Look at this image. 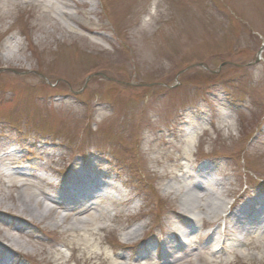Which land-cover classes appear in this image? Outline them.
I'll return each instance as SVG.
<instances>
[{
	"label": "rangeland",
	"instance_id": "374dc122",
	"mask_svg": "<svg viewBox=\"0 0 264 264\" xmlns=\"http://www.w3.org/2000/svg\"><path fill=\"white\" fill-rule=\"evenodd\" d=\"M51 2L0 0V247L157 264L138 248L174 228L173 264H264V0ZM195 182L224 208L185 213Z\"/></svg>",
	"mask_w": 264,
	"mask_h": 264
},
{
	"label": "bare ground",
	"instance_id": "6f19581e",
	"mask_svg": "<svg viewBox=\"0 0 264 264\" xmlns=\"http://www.w3.org/2000/svg\"><path fill=\"white\" fill-rule=\"evenodd\" d=\"M45 1H46V4L48 6H49V4H52L51 0H45ZM65 6L69 7L66 4H65ZM55 9L59 10V15L61 16V18H63V16H67V17L72 18V16H73L71 13L64 11L65 7L63 9L60 6L56 5ZM64 21L68 24L66 19H64ZM172 187H173V185H172ZM82 188L84 189L83 191L85 192L88 189H90L91 187L90 188H84L82 186ZM176 188H178V187H176ZM185 188H186V190L182 195V201L184 203L183 204V211L185 213L189 212V213H192L193 216H195L196 210L198 208V209H200V211L203 214L209 215V213L216 214L219 210H222V208H224L225 204H224L223 200L221 199V197L216 196L212 193H207L205 188L201 184H199L197 182H195L192 186H188L185 184ZM198 191L203 192L204 196L201 197L202 199H200V197L198 195H196ZM50 199L52 200L51 197H50ZM47 212L48 211H43L40 214H41V216H44L47 214ZM179 214L181 215L182 213H179ZM20 217L21 216H17V218H20ZM20 219H22V217ZM140 231H141L140 228H135V229L131 230L128 233L127 241H132L134 238H137L139 236ZM168 255L171 256L170 253H168ZM174 262H177V260H173V261L165 260V261H162L160 264H171V263L173 264Z\"/></svg>",
	"mask_w": 264,
	"mask_h": 264
}]
</instances>
